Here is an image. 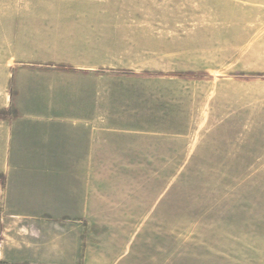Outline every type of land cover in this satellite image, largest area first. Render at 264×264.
Listing matches in <instances>:
<instances>
[{"label": "rangeland", "instance_id": "obj_1", "mask_svg": "<svg viewBox=\"0 0 264 264\" xmlns=\"http://www.w3.org/2000/svg\"><path fill=\"white\" fill-rule=\"evenodd\" d=\"M9 4L153 92L172 129V162L140 165L141 242L113 264H264V0Z\"/></svg>", "mask_w": 264, "mask_h": 264}, {"label": "crops", "instance_id": "obj_2", "mask_svg": "<svg viewBox=\"0 0 264 264\" xmlns=\"http://www.w3.org/2000/svg\"><path fill=\"white\" fill-rule=\"evenodd\" d=\"M40 16L0 7V261L113 264L141 242L140 165L172 162V129Z\"/></svg>", "mask_w": 264, "mask_h": 264}]
</instances>
